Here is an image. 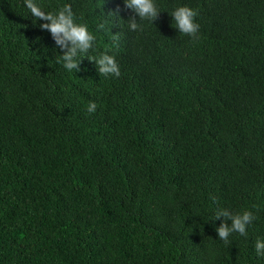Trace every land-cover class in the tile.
<instances>
[{
    "label": "trees",
    "instance_id": "trees-1",
    "mask_svg": "<svg viewBox=\"0 0 264 264\" xmlns=\"http://www.w3.org/2000/svg\"><path fill=\"white\" fill-rule=\"evenodd\" d=\"M36 3L70 5L120 74L66 70L25 0H0V264H264V0H155L141 31L123 0ZM220 208L253 212L246 236L217 237Z\"/></svg>",
    "mask_w": 264,
    "mask_h": 264
},
{
    "label": "clouds",
    "instance_id": "clouds-1",
    "mask_svg": "<svg viewBox=\"0 0 264 264\" xmlns=\"http://www.w3.org/2000/svg\"><path fill=\"white\" fill-rule=\"evenodd\" d=\"M127 9L132 10L136 15L129 16L126 20L128 28L132 31H141L142 24L140 21H149L153 24L160 9L157 8L155 0H123ZM25 7L28 9L30 16L35 22L39 21V27L47 30L51 35L55 45L61 49L58 63L69 71L79 69L81 57L87 56L94 60L99 73L108 75H119L120 68L114 55L104 51L98 55L89 56L88 53L95 49L96 36L85 23H79L74 19V13L70 5H64L54 12L45 11L36 0H25ZM109 13V12H108ZM111 13L117 16L121 21L118 13ZM178 32L196 37L200 29V24L196 21L197 10L188 6L180 5L170 13ZM138 17V19L136 18ZM103 28V23L97 25ZM97 108L95 101H90L87 105V112L93 113ZM214 217H224L230 223L223 220L216 227L217 237L225 242L229 240L232 233H238L241 236L247 235L248 226L253 222L255 216L251 210L242 212H233L228 208L218 209ZM255 254L257 257L264 258V239L258 238L254 243Z\"/></svg>",
    "mask_w": 264,
    "mask_h": 264
}]
</instances>
